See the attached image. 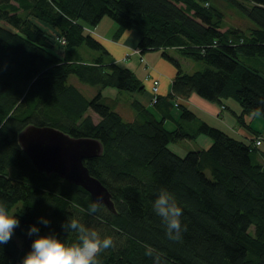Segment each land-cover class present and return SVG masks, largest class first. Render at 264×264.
Here are the masks:
<instances>
[{"label": "trees", "instance_id": "obj_1", "mask_svg": "<svg viewBox=\"0 0 264 264\" xmlns=\"http://www.w3.org/2000/svg\"><path fill=\"white\" fill-rule=\"evenodd\" d=\"M225 1L256 27L224 28L209 0H0V203L9 210L20 203L14 212L20 222L0 250V264H21L33 224L40 234L76 243L77 231L65 227L73 218L113 238L98 264H264V136L246 122L252 115L264 122V0ZM104 17L117 25L114 37L133 31L140 54L162 50L175 67L171 93H157L154 103L151 95L153 112L132 97L145 91L142 82L86 31ZM167 51L204 67L187 73ZM69 76L98 87L96 94L86 98ZM105 88L130 97L132 120L123 119L116 102L107 103ZM192 94L229 109L253 138L231 136L175 104ZM27 126L100 142L102 154L83 163L109 192L114 211L101 203L88 211L95 201L83 188L39 172L18 143ZM200 135L209 147L183 156L169 148ZM161 188L183 210L179 240L167 236L153 210Z\"/></svg>", "mask_w": 264, "mask_h": 264}, {"label": "clouds", "instance_id": "obj_2", "mask_svg": "<svg viewBox=\"0 0 264 264\" xmlns=\"http://www.w3.org/2000/svg\"><path fill=\"white\" fill-rule=\"evenodd\" d=\"M102 195H97L88 211L97 212ZM154 212L161 218L167 236L179 240L184 227L181 224L182 208L175 195L166 188H161L152 202ZM44 224L49 221L43 217ZM19 216L0 203V250L12 238L15 228L19 225ZM66 228L77 231V242L66 243L55 234H40L37 225H31L28 235L32 236L30 248L21 258V264H98L97 255L113 245L110 235L101 237L95 229L88 228L77 219H71Z\"/></svg>", "mask_w": 264, "mask_h": 264}, {"label": "crops", "instance_id": "obj_3", "mask_svg": "<svg viewBox=\"0 0 264 264\" xmlns=\"http://www.w3.org/2000/svg\"><path fill=\"white\" fill-rule=\"evenodd\" d=\"M109 20H106V17H104L96 27H94L92 30H86L90 34H93L96 36V38L102 43L104 48L108 51L109 58L116 62L121 64L122 66L128 68L131 70L139 79L142 84L144 85L145 91L143 93H135L133 94V98L137 99L142 105L147 107L150 111L151 104V87H152V81L156 80L158 82V95L159 96H166L171 93V86L173 79L176 74L175 67L167 62L166 60H163L162 58L158 57L157 53H144L140 56H129L131 51L135 48H137L138 43V35L130 30L123 31L118 37H114L117 25L111 22H108ZM115 25V26H114ZM106 27L110 29L111 33L110 35L107 34ZM144 60V62H143ZM148 64V66H145ZM148 62V63H147ZM139 66L141 67L140 69ZM119 94V93H118ZM129 97V96H128ZM130 98V97H129ZM234 102H230L228 106L231 110H233L236 113H239L240 110L236 109L234 105H236ZM116 104V103H115ZM176 105L182 104L183 106L187 107L188 110L193 112L196 116V118L199 121H203L207 123L210 126L209 122H217L219 125L224 127H216L227 134L231 136L241 137L245 139H252L253 136H251L248 131L241 128L240 126L236 127V124L234 123V119L231 115L225 113L226 110L229 111V109L214 105L208 101H205L195 94L190 95L187 99L178 98L175 102ZM116 105V110H117ZM231 112V111H230ZM175 115L177 112H174ZM155 116L157 118H160V116L155 113ZM133 118L130 117L129 120H132ZM168 120L164 121V127H166V122ZM172 122V121H168ZM173 123V122H172ZM174 125V123H173ZM215 127V126H213ZM252 128V126H251ZM167 129V128H166ZM173 130V129H168ZM205 136L200 135L198 136L195 141H201V146L204 148H207V146H210V140L208 138H203ZM199 145V144H198ZM198 150V149H196ZM264 163V159L261 158Z\"/></svg>", "mask_w": 264, "mask_h": 264}, {"label": "water", "instance_id": "obj_4", "mask_svg": "<svg viewBox=\"0 0 264 264\" xmlns=\"http://www.w3.org/2000/svg\"><path fill=\"white\" fill-rule=\"evenodd\" d=\"M18 143L33 166L41 173H54L69 183L80 186L95 201L114 211L107 189L88 172L84 161L102 154V145L92 138H74L51 127L27 126L18 134Z\"/></svg>", "mask_w": 264, "mask_h": 264}, {"label": "rangeland", "instance_id": "obj_5", "mask_svg": "<svg viewBox=\"0 0 264 264\" xmlns=\"http://www.w3.org/2000/svg\"><path fill=\"white\" fill-rule=\"evenodd\" d=\"M209 1H210L211 5L213 7H215L216 9H218V11L223 15L224 28H236V29H240L242 31L247 32L250 29L256 27V24L245 13H243L241 10H239L236 7H234L233 5H231L229 2H227L225 0H209ZM106 20H109L108 22H111L112 24H114L111 21V19H109L108 17H106ZM0 24H1V22H0ZM106 31H107V34L110 35L111 30L108 29V27H106ZM57 50H58V48L55 49V52ZM83 50H87V49L84 48ZM135 51H138V53H136ZM58 52L61 53L60 50ZM92 52L95 54V56L97 55V52H95V51H90V54ZM139 53H140L139 49L135 48L131 51L129 56L136 55V56L141 57V54H139ZM146 53H149V54L157 53L158 57L162 58L163 60H166L162 57V50H149V51H146ZM167 53L169 55H171L172 57L177 58L180 62L181 69L187 73H192L194 71L201 70L204 67V65L199 63V62H193V61H190L187 59L179 58L173 51H167ZM143 62H144V60H143ZM167 62H169V61H167ZM145 66H148V64H146V62H145ZM140 68L141 67L139 66L138 69H140ZM68 82L75 85V87L88 99L92 98L98 90V87H91V86L85 85V84L81 83L80 81H78L77 78L74 76H69ZM101 92H102V95L104 97L108 98V100H107L108 104L112 105V102H116L118 104L116 111L121 114V116L123 117L124 120H129L130 117L133 118L135 113H134L133 109L131 108V106L129 105V102H128L129 97L125 92L120 93L116 89H113V88H105V89L101 90ZM151 94H152V91H151ZM234 103L236 104V105H234V107L236 109H239V106L237 105V103L236 102H234ZM225 113H227L233 117V115L230 111L226 110ZM90 115H91L94 122L98 121V117L96 114L90 113ZM233 119H234V117H233ZM168 121L166 122V128L167 129H174L175 126L173 125V123L168 122ZM246 122L251 123L252 129L257 130V131H261L263 133V136H264V122L261 119V117H259V116L253 117V115L248 116L246 118ZM209 123L215 127H219V126L224 127V126L219 125L217 122H209ZM234 123L236 124V127H237L238 125H237L235 119H234ZM203 138H208V137H203ZM200 142L201 141L185 139V140H180L176 143H170L169 148L171 150L175 151L179 156H183L188 151L196 150V149H203L204 147L201 146ZM210 143H211V140H210ZM207 147H209V146H207ZM261 150L264 151V142H263V145L261 146ZM257 154L259 157L260 153L258 152ZM10 170L12 172L11 174H13L14 169L11 168ZM18 206H20V203L17 206L13 207L10 211L12 213H14L16 210V207H18ZM18 243H19V240H18Z\"/></svg>", "mask_w": 264, "mask_h": 264}, {"label": "built area", "instance_id": "obj_6", "mask_svg": "<svg viewBox=\"0 0 264 264\" xmlns=\"http://www.w3.org/2000/svg\"><path fill=\"white\" fill-rule=\"evenodd\" d=\"M135 52L138 53V51H135ZM151 90L153 94L152 103H154L156 101V94L158 91V82L156 80L153 81ZM256 144H259V142L257 141Z\"/></svg>", "mask_w": 264, "mask_h": 264}]
</instances>
